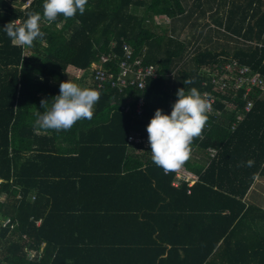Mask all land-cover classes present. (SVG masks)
I'll use <instances>...</instances> for the list:
<instances>
[{
  "label": "trees",
  "instance_id": "obj_1",
  "mask_svg": "<svg viewBox=\"0 0 264 264\" xmlns=\"http://www.w3.org/2000/svg\"><path fill=\"white\" fill-rule=\"evenodd\" d=\"M258 1V20L233 29L254 44L232 57L193 48L191 68L188 41L160 20L183 12L179 0H88L83 14L42 17L44 34L31 46L0 31V264H264V208L247 196L264 175V87L250 91L245 111L241 91L215 90L204 69L235 59L264 76ZM25 3L0 0V26L42 13L43 0ZM123 43L156 69L139 116L136 88L107 87L90 120L60 131L34 126L65 77L76 82L107 53L117 71ZM192 86L211 91L212 109L190 158L165 173L151 159L146 125L156 108L171 111L177 88Z\"/></svg>",
  "mask_w": 264,
  "mask_h": 264
},
{
  "label": "clouds",
  "instance_id": "obj_2",
  "mask_svg": "<svg viewBox=\"0 0 264 264\" xmlns=\"http://www.w3.org/2000/svg\"><path fill=\"white\" fill-rule=\"evenodd\" d=\"M88 0H43V11L29 12L17 23L12 20L0 26V31L17 46H31L34 40L43 36L40 21L43 17L51 22L62 15L64 18L83 14ZM192 79H184V85H191ZM170 112L156 108L146 125L153 163L165 173L175 171L190 158L191 143L200 136L211 109L210 101L195 86L179 87L175 93ZM100 92L94 87H81L68 78L59 84V93L52 97L50 106L41 101L42 112L35 115L34 126L43 130H68L81 119H91L94 105ZM251 167L255 161L246 162Z\"/></svg>",
  "mask_w": 264,
  "mask_h": 264
},
{
  "label": "built area",
  "instance_id": "obj_3",
  "mask_svg": "<svg viewBox=\"0 0 264 264\" xmlns=\"http://www.w3.org/2000/svg\"><path fill=\"white\" fill-rule=\"evenodd\" d=\"M122 50L123 55L118 61L117 71L111 69V58L114 55L111 53L101 55L98 62L92 63L91 69L87 73L89 81L86 86L97 88L100 93L107 87L118 91H122L127 87L136 88L140 94L134 99V110L135 114L139 116L142 113L144 104L142 92L145 88L146 80L155 76L156 69L153 65L143 66L141 59L138 57L133 59L132 49L128 44L123 43ZM106 63H108V66H105ZM204 69L209 73L215 90H219L222 93L230 90L235 95L241 91L242 98L246 100L245 111H248L253 104V99L249 97L250 91L264 87V76L261 73L253 71L250 67L240 64L235 59H227L211 72L207 68ZM202 94L210 103L213 102L212 93L203 91ZM237 117L241 119L243 115L241 114ZM129 139L139 141L138 138L133 136H129Z\"/></svg>",
  "mask_w": 264,
  "mask_h": 264
},
{
  "label": "crops",
  "instance_id": "obj_4",
  "mask_svg": "<svg viewBox=\"0 0 264 264\" xmlns=\"http://www.w3.org/2000/svg\"><path fill=\"white\" fill-rule=\"evenodd\" d=\"M179 3L183 9L182 13H178L172 18L160 17V20H168L172 24L167 28L171 33L175 30V21L195 19L210 22L209 25L212 27H219L221 32L213 31L211 27H207V32L213 31L211 35L224 36L229 33L232 36H241V34L234 32L233 29L238 27L240 22H244L242 24L246 25L247 22L258 20L259 16L258 0H179ZM201 5L203 6L202 8ZM228 22L229 28L227 27ZM88 81L89 78L87 73H85L77 79L76 83L81 87H87ZM192 182L190 181L189 184H192ZM173 184L176 185L175 182Z\"/></svg>",
  "mask_w": 264,
  "mask_h": 264
},
{
  "label": "rangeland",
  "instance_id": "obj_5",
  "mask_svg": "<svg viewBox=\"0 0 264 264\" xmlns=\"http://www.w3.org/2000/svg\"><path fill=\"white\" fill-rule=\"evenodd\" d=\"M20 1V0H15ZM28 0H26L27 3ZM25 3V4H26ZM204 5V4H203ZM24 6V5H23ZM203 6L201 5V8ZM136 13L141 14L142 13V7H137L135 9ZM194 20V21H193ZM178 20L175 21V30L173 31V35L178 37L179 39L183 41H188V48H190V51L186 53L185 62L188 66L187 68H191V61L190 57L195 52V49L193 48H211L215 51L219 50H228V56H231V51L235 47L241 46L242 43H244V47L246 45H252L254 44V41H246L241 38H238L236 36H232L229 33H226L227 36L223 35H211L213 31L221 32L219 27L215 28L210 26V22H205L203 20ZM165 28H169L172 24L168 20H164L161 22ZM213 24V23H212ZM215 25V24H214ZM207 27H211L213 31H206ZM168 33H171L167 31ZM65 80H67V77H65ZM248 199L251 200L254 204L260 205L264 208V175L261 177H258L255 182L253 183L249 193H248Z\"/></svg>",
  "mask_w": 264,
  "mask_h": 264
},
{
  "label": "bare ground",
  "instance_id": "obj_6",
  "mask_svg": "<svg viewBox=\"0 0 264 264\" xmlns=\"http://www.w3.org/2000/svg\"><path fill=\"white\" fill-rule=\"evenodd\" d=\"M149 65V64H148ZM206 91H207V89H206ZM211 92V91H210ZM177 178V177H176ZM178 180V179H177Z\"/></svg>",
  "mask_w": 264,
  "mask_h": 264
}]
</instances>
